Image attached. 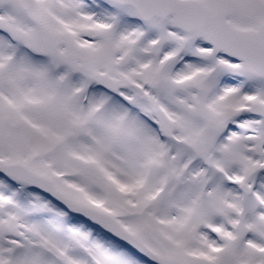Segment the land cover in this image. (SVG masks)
<instances>
[{"label": "snow or ice", "instance_id": "obj_1", "mask_svg": "<svg viewBox=\"0 0 264 264\" xmlns=\"http://www.w3.org/2000/svg\"><path fill=\"white\" fill-rule=\"evenodd\" d=\"M0 264H264V0H0Z\"/></svg>", "mask_w": 264, "mask_h": 264}]
</instances>
